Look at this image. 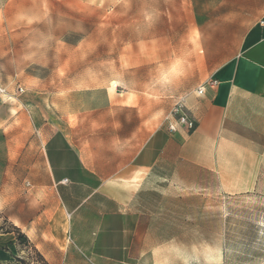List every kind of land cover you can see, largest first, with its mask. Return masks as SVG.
Instances as JSON below:
<instances>
[{
    "label": "rangeland",
    "instance_id": "1",
    "mask_svg": "<svg viewBox=\"0 0 264 264\" xmlns=\"http://www.w3.org/2000/svg\"><path fill=\"white\" fill-rule=\"evenodd\" d=\"M259 3L0 0V264H264V158L246 192L142 184L130 221L100 198L71 217L82 199L45 187L55 132L95 167L128 135L141 148L236 52ZM164 193L182 194L167 216ZM18 225L29 244L8 235Z\"/></svg>",
    "mask_w": 264,
    "mask_h": 264
},
{
    "label": "crops",
    "instance_id": "2",
    "mask_svg": "<svg viewBox=\"0 0 264 264\" xmlns=\"http://www.w3.org/2000/svg\"><path fill=\"white\" fill-rule=\"evenodd\" d=\"M255 6L236 52L216 76L206 81L217 80L218 85L207 86L203 95L195 91L186 101V110L196 122L195 130L170 132L164 119L154 131L143 133L141 148L128 135L126 151L114 152L110 161L102 160L96 167L90 156L77 152L63 132H55L49 138L54 151L48 157L45 184L55 202L59 200L66 207L82 199L70 210L73 217L81 207L100 198L114 208L106 214L122 222L130 221L135 213L142 184H148L151 190L152 184L158 183V190L165 192L183 188H218L224 192L254 189L264 158V3ZM168 178L174 181L168 184ZM180 196L159 194L154 206L167 216L171 207L178 206L176 199ZM104 213L97 212L95 217ZM59 215L61 219L62 213ZM222 264H229V260L224 259Z\"/></svg>",
    "mask_w": 264,
    "mask_h": 264
},
{
    "label": "built area",
    "instance_id": "3",
    "mask_svg": "<svg viewBox=\"0 0 264 264\" xmlns=\"http://www.w3.org/2000/svg\"><path fill=\"white\" fill-rule=\"evenodd\" d=\"M218 85L217 80H210L204 85L197 89L198 95H203L205 93L206 87H215ZM23 89L18 88L17 93H22ZM0 94L6 95L7 90L0 86ZM168 129L170 132H176L179 128H185L188 131H193L196 128V122L190 117L186 110L185 104L178 105L175 111L166 118Z\"/></svg>",
    "mask_w": 264,
    "mask_h": 264
},
{
    "label": "trees",
    "instance_id": "4",
    "mask_svg": "<svg viewBox=\"0 0 264 264\" xmlns=\"http://www.w3.org/2000/svg\"><path fill=\"white\" fill-rule=\"evenodd\" d=\"M8 233H14L16 235V237H17V242L19 244H22V243H28L29 244L30 243L28 236L26 234H24L19 227L15 226L13 228V231L12 232H8Z\"/></svg>",
    "mask_w": 264,
    "mask_h": 264
}]
</instances>
